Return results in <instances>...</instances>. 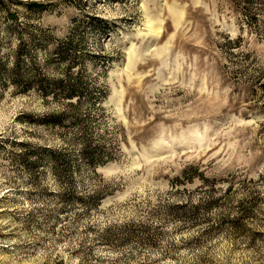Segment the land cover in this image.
Segmentation results:
<instances>
[{
    "label": "rangeland",
    "instance_id": "rangeland-1",
    "mask_svg": "<svg viewBox=\"0 0 264 264\" xmlns=\"http://www.w3.org/2000/svg\"><path fill=\"white\" fill-rule=\"evenodd\" d=\"M0 264H264V0H0Z\"/></svg>",
    "mask_w": 264,
    "mask_h": 264
},
{
    "label": "trees",
    "instance_id": "trees-1",
    "mask_svg": "<svg viewBox=\"0 0 264 264\" xmlns=\"http://www.w3.org/2000/svg\"><path fill=\"white\" fill-rule=\"evenodd\" d=\"M29 7L31 9H40L43 6L41 4H38V3H32V4L29 5ZM57 86H63L64 87V82L58 81ZM65 87H66V85H65ZM67 87H68L67 88V90H68L67 92L69 94L68 96L70 98H75V97L78 96V90L80 89V85L78 83L71 84V85H69ZM53 119H54L55 122H57V121H59L61 119V116H53Z\"/></svg>",
    "mask_w": 264,
    "mask_h": 264
}]
</instances>
